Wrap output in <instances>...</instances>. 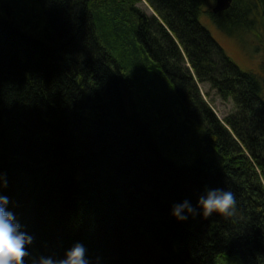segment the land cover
Wrapping results in <instances>:
<instances>
[{"label":"trees","instance_id":"16d2710c","mask_svg":"<svg viewBox=\"0 0 264 264\" xmlns=\"http://www.w3.org/2000/svg\"><path fill=\"white\" fill-rule=\"evenodd\" d=\"M140 1L0 0V172L32 257L81 241L103 264H264L263 79L205 0H148L160 21ZM237 2L210 17L253 25ZM194 78L234 99L224 122ZM205 186L235 194L234 216L177 221Z\"/></svg>","mask_w":264,"mask_h":264},{"label":"clouds","instance_id":"9594fccd","mask_svg":"<svg viewBox=\"0 0 264 264\" xmlns=\"http://www.w3.org/2000/svg\"><path fill=\"white\" fill-rule=\"evenodd\" d=\"M259 181L264 184V173L259 175ZM7 186V173L0 172V264H28L25 257H31V264H103L102 257L90 256L87 246L81 241L66 249L61 258L53 255L32 257L30 246L35 237L26 230V226L10 207L11 198L3 191ZM236 205V196L232 191L222 187L205 186L195 204L189 198L174 202L171 215L179 222L196 220L198 217L207 220L213 214L232 217Z\"/></svg>","mask_w":264,"mask_h":264},{"label":"rangeland","instance_id":"374dc122","mask_svg":"<svg viewBox=\"0 0 264 264\" xmlns=\"http://www.w3.org/2000/svg\"><path fill=\"white\" fill-rule=\"evenodd\" d=\"M217 1L218 0H205V4L202 7V11L204 12V18L202 21L205 27L210 30L226 54L242 70L255 73L262 77L264 84V29L261 24V16L257 14V11L259 10L256 5L257 0H238V8H244V10L250 14L249 19L254 20L253 25H251L250 22L245 24L246 21L245 23L241 22L242 26L241 23H239L241 19H239L237 23V21H235L236 18L234 19V17H230L228 20H219L220 22L218 21V24L215 23V19H212V16L210 17V15H216L214 9L217 6ZM134 7L139 11H142L144 15L148 17L154 16L159 19L156 10L148 0H141L140 2L135 3ZM36 13L37 15L35 14V16L38 17L39 13L37 11ZM234 22H236L237 26L233 25ZM219 24L220 26H223L226 31L218 26ZM182 56L185 57L183 54ZM210 58L213 59L214 62H219L212 53H210ZM184 60L186 62V67L194 73L190 61H187L186 58H184ZM195 80L198 82L199 90L205 102L212 108L221 122H224V119L236 110V102L234 99L232 97L222 98L215 92V90L210 89L209 83H201L199 82V79ZM229 92L231 93V91ZM252 104L253 102H251V107Z\"/></svg>","mask_w":264,"mask_h":264},{"label":"water","instance_id":"95a60500","mask_svg":"<svg viewBox=\"0 0 264 264\" xmlns=\"http://www.w3.org/2000/svg\"><path fill=\"white\" fill-rule=\"evenodd\" d=\"M232 1L233 0H218L214 12L218 13L229 9L232 4Z\"/></svg>","mask_w":264,"mask_h":264},{"label":"bare ground","instance_id":"6f19581e","mask_svg":"<svg viewBox=\"0 0 264 264\" xmlns=\"http://www.w3.org/2000/svg\"><path fill=\"white\" fill-rule=\"evenodd\" d=\"M216 114V113H215Z\"/></svg>","mask_w":264,"mask_h":264}]
</instances>
